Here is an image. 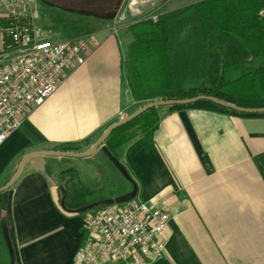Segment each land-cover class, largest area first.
<instances>
[{
  "label": "crops",
  "instance_id": "crops-1",
  "mask_svg": "<svg viewBox=\"0 0 264 264\" xmlns=\"http://www.w3.org/2000/svg\"><path fill=\"white\" fill-rule=\"evenodd\" d=\"M161 1L125 0L116 18L89 23L100 41L92 37L96 45L85 65L68 72L56 93L0 145V190L28 154L69 145L76 153L88 151L112 124L142 107L124 70L134 40L129 27L160 15ZM160 115L152 141L137 138L119 148L118 164L105 145L83 158L78 167L85 184L64 157L31 159L6 195L0 193V264H8L5 200L13 264H74L86 217L134 191L135 199L171 217L166 256L155 264H264V113L198 101L161 107ZM100 151L109 163L96 164ZM115 182L118 189L93 198ZM82 189L90 191L84 206L66 210L63 202L80 201ZM101 264L121 263L105 258Z\"/></svg>",
  "mask_w": 264,
  "mask_h": 264
},
{
  "label": "trees",
  "instance_id": "trees-1",
  "mask_svg": "<svg viewBox=\"0 0 264 264\" xmlns=\"http://www.w3.org/2000/svg\"><path fill=\"white\" fill-rule=\"evenodd\" d=\"M129 29L134 40L124 70L135 101L210 96L243 108H264V0H201L160 14L157 21L138 20ZM160 110L151 109L112 132L106 151L117 159L116 151L135 139L152 141ZM60 149L79 150L73 145ZM89 192L82 189L80 201L72 204L65 200V209L84 206ZM5 211L6 200L1 217L12 264Z\"/></svg>",
  "mask_w": 264,
  "mask_h": 264
},
{
  "label": "built area",
  "instance_id": "built-area-1",
  "mask_svg": "<svg viewBox=\"0 0 264 264\" xmlns=\"http://www.w3.org/2000/svg\"><path fill=\"white\" fill-rule=\"evenodd\" d=\"M40 0H0V145L87 62L92 37L55 41L38 26ZM157 21L158 16L150 17ZM168 211L131 199L88 215L74 264H155L166 256Z\"/></svg>",
  "mask_w": 264,
  "mask_h": 264
},
{
  "label": "rangeland",
  "instance_id": "rangeland-1",
  "mask_svg": "<svg viewBox=\"0 0 264 264\" xmlns=\"http://www.w3.org/2000/svg\"><path fill=\"white\" fill-rule=\"evenodd\" d=\"M201 0H162L159 4L160 7L156 9L155 13L156 14H163L165 12H169L175 9H178L180 7L198 2ZM40 14H41V19L38 21V26L43 29L45 32V36L49 39L55 40L57 37H59L62 41H76L81 38L85 37H93L94 40L97 42L100 41L98 35L94 33L92 28L90 29L89 23H101L104 21H108V19L102 18V17H86L82 16L79 14L78 10H87L89 11L86 7L83 6V2L80 0H77V2L72 5L66 4L65 6H69V9L74 10L73 13L70 12H65L62 9H56L50 4H46L45 2L52 3L53 1L51 0H40ZM93 10V9H91ZM95 10V9H94ZM93 10V11H94ZM92 11V12H93ZM94 12H101L100 10L94 11ZM103 13V12H101ZM100 14V13H99ZM149 18V17H147ZM111 23H114L111 21ZM134 24V23H133ZM130 28V27H129ZM106 35H110L111 37L115 36V34L108 33ZM58 40V38H57ZM71 72V71H67ZM186 86H190V83H187ZM150 103L148 102H140V106H144L146 104ZM103 149H106L105 147ZM96 159V164L101 163V160L104 159L106 163H109L108 160H106L105 155L103 152H99L98 156L95 158ZM71 161V162H70ZM74 161V162H72ZM83 158H66L65 163L67 164H73L75 167L76 171L79 173V177L82 180L83 184H85L84 181V168H79L78 165H82L81 167L84 166ZM66 164V165H67ZM97 166V165H95ZM99 166V165H98ZM100 167V166H99ZM96 169L98 167H95ZM83 172V173H82ZM86 172V171H85ZM104 190H99V192H96L93 198H97L99 194H103L101 196H105L111 188L113 190H116L119 188L118 184L115 182L112 185L109 184H104ZM112 186V187H111ZM92 212V211H89Z\"/></svg>",
  "mask_w": 264,
  "mask_h": 264
},
{
  "label": "water",
  "instance_id": "water-1",
  "mask_svg": "<svg viewBox=\"0 0 264 264\" xmlns=\"http://www.w3.org/2000/svg\"><path fill=\"white\" fill-rule=\"evenodd\" d=\"M87 1H99V2H107V1H111V0H87ZM123 3V0H117V4L116 7H121ZM54 7V6H53ZM57 9H62L60 6H56ZM68 12L73 13L74 10L72 9H67ZM80 15L82 16H86V17H102L105 19H111V18H116L118 15V12L114 13L113 15H101L99 13H95L92 11H87V10H80L78 11ZM198 101H209L212 102L220 107H223L225 109H229V110H233L236 112H240V113H247V114H262L264 113V108H243V107H239L237 105L222 101L218 98L215 97H210V96H197L191 99H183V100H162V101H154V102H150L146 105H144L143 107H141L139 110H137L136 112H134L133 114L122 118L120 121L112 124L104 133L103 135L100 137V139L98 140V142L92 146L91 149H89L88 151L85 152H80V153H76V152H72V151H53V152H36V153H31L28 154L22 161L19 169L17 170L16 174L14 175V177L10 180V182L5 185L1 190L0 193L8 191L11 187H13L15 185V183L19 180V178L22 176L24 169H25V165L33 158L35 157H64V158H89L94 156L97 153V150L102 147L104 145V143L107 141V139L109 138V136L112 134V132H114L115 130H117L118 128L128 124L129 122L135 120L137 117H139L140 115L144 114L145 112L154 109V108H160V107H166V106H186V105H191L194 104ZM109 157H111V159L118 164L117 159L113 158V156H111L108 153ZM136 191H134L133 195H131L130 197H128L127 199H122V200H115L110 202L109 204H115V203H122L124 201L127 200H131V199H135V195ZM65 205V203L63 202V206ZM12 259H13V253H12ZM13 264V263H12Z\"/></svg>",
  "mask_w": 264,
  "mask_h": 264
},
{
  "label": "flooded vegetation",
  "instance_id": "flooded-vegetation-1",
  "mask_svg": "<svg viewBox=\"0 0 264 264\" xmlns=\"http://www.w3.org/2000/svg\"><path fill=\"white\" fill-rule=\"evenodd\" d=\"M53 1L52 3L45 2L46 4H50L56 8V6H60L63 11L68 12L67 9H69V6L73 5L77 2V0H51ZM83 2V6L86 7L89 11H98L100 10L101 12H95V13H100L101 15H113L116 12H119L121 7H116L117 0H111L107 2H99V1H87V0H80ZM125 0H123L124 3ZM122 3V5H123ZM68 4L69 6H65ZM57 9V8H56ZM93 9V10H91ZM82 9H79L80 11ZM93 11V12H94Z\"/></svg>",
  "mask_w": 264,
  "mask_h": 264
}]
</instances>
